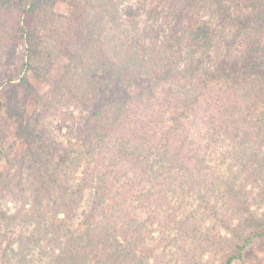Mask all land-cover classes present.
I'll list each match as a JSON object with an SVG mask.
<instances>
[{
	"label": "trees",
	"instance_id": "16d2710c",
	"mask_svg": "<svg viewBox=\"0 0 264 264\" xmlns=\"http://www.w3.org/2000/svg\"><path fill=\"white\" fill-rule=\"evenodd\" d=\"M58 1L69 3L72 12L59 16L55 49L41 60L46 34L40 31V14L45 4ZM124 1L0 0V42L10 43L13 37L26 48L18 85L11 71L0 72V89L15 84L0 106V159L9 157L3 147L14 127L27 145L16 172L0 167V199L10 195L15 203L14 212L0 204V220L21 226L16 242L4 249V264H233L243 260L256 239L264 251V211L261 217L253 210L255 204L264 206V0H167L172 13L169 6L159 8L152 0L149 11L144 0L137 6ZM164 19L172 25H165ZM110 22L115 30L123 26L127 33L140 28L148 32L153 37L149 56H138L137 45H146L141 39L134 40L128 58L114 56L106 34ZM64 56L72 58V66L86 79L101 72L117 84V93L97 106L94 119L82 127V141L58 139L45 122L62 101L82 103L87 97L73 76L51 75ZM183 59L186 66L180 67ZM28 70L51 88L37 90ZM187 70L203 74L194 95L186 94L185 115L196 114L204 98L218 115L217 130L233 144L229 173L214 179L210 194L203 184L206 193L198 200L188 193L174 200L176 181L155 168L157 162L175 166L183 159L179 151L169 153L163 146L178 141L186 147L180 115L161 134L162 141L147 122L136 125L127 142L118 138L117 155L129 161L132 172L121 190L114 189L115 181L78 176L82 167L87 172L95 150L108 151L125 127L129 110L121 99L145 103L161 84L177 77L185 81ZM134 81H142L143 88L128 99ZM30 99L38 107L26 119ZM87 193L92 195L88 208ZM132 209L141 216L129 217ZM114 210L116 219H103Z\"/></svg>",
	"mask_w": 264,
	"mask_h": 264
},
{
	"label": "rangeland",
	"instance_id": "374dc122",
	"mask_svg": "<svg viewBox=\"0 0 264 264\" xmlns=\"http://www.w3.org/2000/svg\"><path fill=\"white\" fill-rule=\"evenodd\" d=\"M125 1L126 6L128 3L134 6H137L139 3V0ZM150 1L151 0L143 1L148 11L150 8ZM152 2L159 6V8H166L169 6L168 9H172L169 12H173V8L170 6L171 3L167 2V0H152ZM124 9L125 6L121 7V15ZM71 12L72 6L66 1H58L54 6L45 4L44 10L41 12L39 18V26L41 25L40 31L46 34L43 49L41 51V60H45L46 57L50 56V54H47L49 50L55 49L54 35L55 30L59 27V16L70 15ZM123 13H125V11ZM147 16L148 13L143 14V18ZM164 22L167 26L172 25L170 24L172 22H166V19H164ZM151 24L154 28H157V21L152 20ZM108 25L111 27V30L106 34L114 56L117 55L123 59L131 56L133 54L132 43H135V39H141L146 44L145 48L137 45L140 48L138 56L140 58H143L145 54H147V57L149 56L147 53L149 48H147V46L150 44V40H152L153 37L150 36L148 32H144V29L140 28L139 31L130 29L127 33L123 26L120 27L119 30H115L112 28V26H115L112 22L108 23ZM9 42L10 43L6 41L0 42V72L11 71L15 75L16 85H18L21 75L23 74V65L26 58L25 43L23 40L13 37L10 38ZM183 60L179 63L180 67L186 66L185 60ZM138 61H141L143 65L145 64L141 59H138ZM72 64H74L72 58L68 56L60 58V61L54 65L51 75L63 78L73 76L75 81L82 86L81 88L86 92L87 97L83 98L82 103L76 99H66L49 111V115L45 122L60 140H80L81 135L85 136L82 127L86 125L88 119L91 121L94 119L92 111L100 104L106 102V98L117 93V84L114 78H110L109 74L104 75L100 72L96 73V77H89V79H86L83 72L75 66H72ZM27 74L30 82L40 92H46L51 88L50 83L38 80L32 70H28ZM202 74L203 71L195 72L187 70L186 75L188 77L185 81L177 77L175 82L161 84L158 88L157 95H155L154 98L145 99V103L142 104H131L124 102L125 99H121L122 101L120 100V102L123 105L125 104L129 110L125 118V127L118 131V137L114 142L110 143L108 151H103L104 149H102V152L99 149L95 150L94 157L88 165L87 172L84 171V167H82L78 176L83 178L88 174L86 178L93 179L95 182L104 181L107 184L115 181L114 189L121 190L125 183H127L128 172L130 175H132V172L129 171V161H123V159L117 155V146L119 145L117 141L118 138H120L122 142H127L130 131L141 122H147L153 125V128L156 129L159 135L158 138L160 137L161 140V134L171 128L174 116L180 115L185 127V132L182 135L187 138L186 147H182L178 141L173 143H162L166 151L169 153L173 151L177 153L179 151L183 159L179 162V165L175 166L171 165V163L166 164L164 162H157L155 168L159 170L158 172L161 175H166L172 181H176V184L173 183L176 191L175 189L171 191V195L173 197L175 196L174 200L182 193H188L193 201L196 199L198 200L200 195L206 193L204 192L205 188H203V184L206 185L208 194H210L214 179H216L218 175L227 176L229 173V163L232 159L230 155L233 144L228 137L225 136V138H223L217 130L216 124L218 122V115L211 112L212 110L208 106L207 101H204V98L200 99V102L197 104L199 110L196 114L188 113L190 114V116H188L184 113V111H187L184 101L186 94L188 93L190 96L194 95L197 81L202 78ZM103 75L106 80L103 79ZM143 84L142 81H134L129 85V95L127 94L126 98L129 99V97L135 95L136 92H139L143 88ZM13 85L15 84L12 82L6 83L0 89V106H3L6 96L9 94L10 88ZM22 93L25 95L26 90H22ZM166 97L168 98L167 101L164 99ZM73 101L75 102L72 103ZM37 107L36 101L30 99L27 110L25 111L26 119H30L34 115V111ZM16 132V127H14L13 134L9 137L6 146L3 147L4 150L9 152V157L4 155L0 159V167L3 170H13L16 172V166L20 167L23 165L21 159L23 152L27 149V145L17 137ZM82 140L83 139L80 141ZM91 143L92 145L94 144L93 142ZM201 159H203L202 162ZM23 170L25 172L28 170L27 165L24 166ZM89 193H87V197ZM173 193H175V195H173ZM91 196L92 195L85 199V202H87V204L84 203L86 204V208H88L90 204ZM11 200L10 195L6 196L5 194L4 197H1L0 204L3 210L8 212L15 211V203ZM136 202L137 201L134 203ZM253 210L261 215L264 211V206L255 204ZM114 211L113 214L109 213L107 216L105 215L103 219L108 220L109 217L112 220L116 219L118 217V211ZM136 214L139 213H136V211L132 209L129 217ZM261 217L263 216L261 215ZM20 231V225H16V223L7 225L0 220V264H4V249L9 243L16 242V237ZM222 232L225 233L224 230H222ZM3 238L4 241L2 242ZM259 244V239H256L247 247L243 260L236 261L233 264H264V251L259 248ZM9 254L13 256L11 252H9Z\"/></svg>",
	"mask_w": 264,
	"mask_h": 264
}]
</instances>
